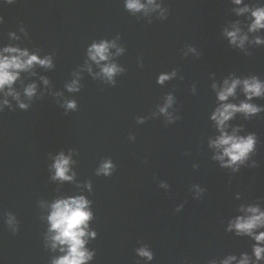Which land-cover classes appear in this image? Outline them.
Instances as JSON below:
<instances>
[{"label":"water","instance_id":"1","mask_svg":"<svg viewBox=\"0 0 264 264\" xmlns=\"http://www.w3.org/2000/svg\"><path fill=\"white\" fill-rule=\"evenodd\" d=\"M156 3L169 9L166 20L159 10L132 14L125 10L124 0H0V47L17 43L9 39L15 32L21 46L41 56L53 54L55 68L37 66V76L25 74V84L35 81L39 92L45 88L39 80L43 75L52 92L62 93L56 97L46 92L27 111L5 107L0 112V264H50L52 257L61 255L44 248L45 205L60 196L81 194L93 202L90 229L97 232L86 245L96 252L89 264H144L135 253L141 244L154 253L150 264H207L212 258L250 251L247 238L224 229L238 204L264 198V113L249 121L239 115L231 121L244 126L240 135L257 134L252 159L259 166L236 174L221 169L211 159L214 150L207 143L218 134L208 120L215 105L210 73L217 80L229 73L264 79V47L245 56L222 38V26L235 19L231 0ZM100 40H115L124 48L101 62L125 70L114 76L115 86L87 70L86 60L92 73L100 72L86 55L88 46ZM188 44L201 53L199 58L191 52L183 55ZM110 52L116 53V48ZM173 69H178L175 79L163 86L156 83L161 72ZM76 72L79 77L73 75ZM73 79H79V92L65 87ZM193 84L195 95L190 91ZM15 87L22 92L19 82ZM169 93L175 103L168 111L180 116L173 124H165L166 117L158 111ZM73 99L77 110L65 115L61 105ZM253 102L264 105V99ZM137 117L147 119L140 124ZM69 149L74 180L52 181L51 157L60 151L68 155ZM107 158L116 165L115 172L110 177L96 175ZM194 164L199 167L194 169ZM89 181L91 193L83 187ZM161 181L170 185L169 190L160 187ZM193 184L206 189L199 200L193 198ZM181 203L182 211L175 212ZM6 212L19 221L16 235L5 224Z\"/></svg>","mask_w":264,"mask_h":264},{"label":"clouds","instance_id":"2","mask_svg":"<svg viewBox=\"0 0 264 264\" xmlns=\"http://www.w3.org/2000/svg\"><path fill=\"white\" fill-rule=\"evenodd\" d=\"M14 0H8L13 3ZM230 13L235 19H229L221 28V36L227 42L228 46L245 56H251L250 51L253 48L264 47V0H231ZM124 8L132 14L143 10L147 15L150 11L159 10L160 18L166 20L169 15V9L162 8L156 0H124ZM0 23H4L3 17H0ZM20 31L27 39L29 33L25 27ZM9 39L17 43H7L0 47V112H4L5 107L9 110L19 108L27 111L33 102L43 99L47 92L52 96H61L62 93L52 92L49 88L50 80L47 76H39V80L45 88L38 92V84L28 82L25 84V74L28 76H37L35 69L37 66L50 71L55 68L53 54L49 53L41 56L36 51H31L26 46H21V37L15 32L9 33ZM119 39V36L117 37ZM187 52H183L186 57L188 52L198 53L193 45H185ZM116 48V53H111L110 49ZM124 48L117 47L116 41L100 40L93 41L87 48L88 60L94 62L100 72L92 73L91 64H87V70L94 76H103L108 82L115 86L113 79L118 73L125 70L116 63L110 61L113 55H119ZM143 67V62H138ZM178 69L171 72H161L156 79V83L163 86L166 81H171L177 77ZM79 77V73H73ZM180 80L184 77L180 76ZM211 91L215 94V105L208 115V120L212 122L215 132L218 133L208 138V147L214 150L211 159L218 162L221 169L228 170L229 174L238 173L241 168H256L258 161L252 159L257 153L259 138L255 132L248 131L245 135H240L244 131L242 124H233L231 121L237 119L238 115L245 121L264 113V105L253 102L257 99H264V79L258 75L238 76L235 73H229L220 80L216 79L215 73H210ZM19 82L23 86L22 92L17 90L15 85ZM65 87L69 92H79L81 85L79 79H73ZM193 95L197 94L196 84L190 89ZM243 97L242 99L240 97ZM15 101V105L9 100ZM163 106L158 107L160 114L166 117L165 124H173L180 119L178 114L173 115L168 109L175 103V97L169 93L164 98ZM59 103V101H58ZM65 108V115L68 110H77V102L65 100L61 105ZM178 113V109H175ZM147 118L137 117V123H145ZM129 140L134 141L135 136L129 135ZM52 163L49 165V171L54 170L51 175L52 181H73L76 173L71 170L70 165L74 164L72 160V150L65 155L60 151L54 157H51ZM252 160L251 164L248 163ZM199 165L194 164L193 168ZM116 170V165L111 158L103 160L97 169L96 175L110 177ZM71 172V174H69ZM83 187H87L89 193L92 192L91 182H87ZM160 187L169 190L170 185L161 181ZM195 189L194 199L199 200L206 189L199 184L191 186ZM235 199H242L239 193ZM92 201L85 195H67L56 198L51 204L45 205L47 208V230L44 237V248H50L53 252L59 251L61 255L54 256L50 264H89L96 255L95 249L89 250L86 245L90 240L97 238V232L90 229V222L95 219L92 209ZM184 204L181 203L175 208V212L182 211ZM232 215L226 221L225 232L233 234L235 237L247 238L250 243V251H241L239 254L229 253L222 258H212L207 264H264V198L256 201L244 202L238 204ZM5 224L11 229V233L16 235L19 231V221L12 212L4 213ZM43 220L44 217H41ZM136 255L144 262L150 264L154 260V253L147 244H141L135 249ZM140 264V261H137Z\"/></svg>","mask_w":264,"mask_h":264}]
</instances>
